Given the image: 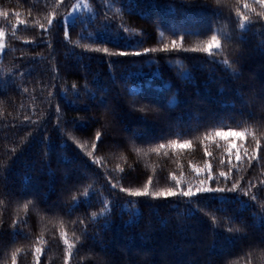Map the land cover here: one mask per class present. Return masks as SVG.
Wrapping results in <instances>:
<instances>
[{
    "label": "trees",
    "instance_id": "obj_1",
    "mask_svg": "<svg viewBox=\"0 0 264 264\" xmlns=\"http://www.w3.org/2000/svg\"><path fill=\"white\" fill-rule=\"evenodd\" d=\"M76 1L0 0V264H264V4Z\"/></svg>",
    "mask_w": 264,
    "mask_h": 264
},
{
    "label": "snow or ice",
    "instance_id": "obj_2",
    "mask_svg": "<svg viewBox=\"0 0 264 264\" xmlns=\"http://www.w3.org/2000/svg\"><path fill=\"white\" fill-rule=\"evenodd\" d=\"M259 3L261 4H264V0H258ZM49 23H51V21H49ZM63 23V22H62ZM172 45H173V48H175V45H176V41H173L172 42ZM215 46V48H219L220 47V44L217 42V37L216 36H212L211 38V41L207 44V46L203 49V51L211 54L212 53V50H213V47ZM99 50V49H98ZM164 51H168V47L165 46V48L163 49ZM102 51L104 52H107L108 49H103ZM148 51H151L149 49H145V53H147ZM116 55H120V56H126V55H129V53L127 52H119V53H114ZM133 55H141L142 53L140 52H135V53H132ZM73 87L75 88V85H73ZM217 135H220V136H223L224 133H217ZM235 135V134H234ZM99 136H100V133L97 132L96 134V139L98 140L99 139ZM81 147H83V145H81ZM93 147H95V145H93ZM160 147H164V145H161ZM88 155H91V153H88ZM237 159H239V157L237 156ZM221 176H225L226 174L221 172L220 173ZM174 179V177H173ZM112 187L115 189V185H112ZM236 187V184L234 183L233 186H232V189H234ZM232 189H229V191H231ZM212 189H208V188H204V189H201L200 191H211ZM120 191H128L127 189H123L121 188ZM216 191H224V189H216ZM131 196H134V197H141V196H148L150 195L149 192L147 191V189H145L144 191H135V192H130L129 193ZM157 196H162V195H167V196H172V195H175L174 192H172L171 190H169L166 194L165 193H156ZM183 195L185 196H191L192 193L191 191H188V192H184ZM252 199L254 200L255 199V196L252 197ZM129 205H125V207H128ZM97 215V213H93L92 216L95 217ZM100 215H103V212L100 213ZM229 231H231V229H228ZM65 244H67V241H65ZM72 247V245L68 244V249L70 250ZM37 252L40 251L39 248L36 249ZM70 254V252H69Z\"/></svg>",
    "mask_w": 264,
    "mask_h": 264
},
{
    "label": "rangeland",
    "instance_id": "obj_3",
    "mask_svg": "<svg viewBox=\"0 0 264 264\" xmlns=\"http://www.w3.org/2000/svg\"><path fill=\"white\" fill-rule=\"evenodd\" d=\"M89 2L88 0H77L73 6L71 12L63 18V23L69 25L74 22L77 18L81 17L83 14L89 12ZM6 33L0 28V59L3 54L5 47Z\"/></svg>",
    "mask_w": 264,
    "mask_h": 264
}]
</instances>
